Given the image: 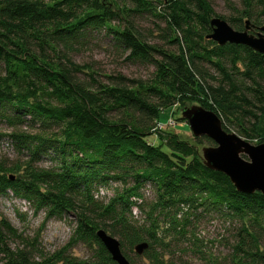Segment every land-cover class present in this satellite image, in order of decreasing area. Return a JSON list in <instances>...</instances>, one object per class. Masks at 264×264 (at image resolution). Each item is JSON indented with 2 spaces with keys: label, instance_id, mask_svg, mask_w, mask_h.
<instances>
[{
  "label": "trees",
  "instance_id": "16d2710c",
  "mask_svg": "<svg viewBox=\"0 0 264 264\" xmlns=\"http://www.w3.org/2000/svg\"><path fill=\"white\" fill-rule=\"evenodd\" d=\"M238 2L234 15L220 16L233 29L264 24V0ZM213 16L208 0H0V123L12 129L6 141L17 155L0 158V195L10 191L46 220L72 215L63 249L95 245L89 260L57 252L35 261L33 241L9 246L22 237L0 213V264H116L100 228L131 264V252L149 264H264V195L237 191L203 164L199 145L210 139L157 127L160 111L196 104L227 120L240 112L248 125L238 123V133L264 142V54L208 39ZM144 17L164 24L158 37L173 49L147 41L137 28ZM93 32L152 67L150 78L81 80L86 66L66 52ZM205 65L218 85L207 82ZM206 216L229 225L220 260L197 234Z\"/></svg>",
  "mask_w": 264,
  "mask_h": 264
},
{
  "label": "rangeland",
  "instance_id": "374dc122",
  "mask_svg": "<svg viewBox=\"0 0 264 264\" xmlns=\"http://www.w3.org/2000/svg\"><path fill=\"white\" fill-rule=\"evenodd\" d=\"M217 17H229L234 15L233 7L239 9L238 0H208ZM214 17V16H213ZM246 18H244L245 20ZM163 23L153 17H144L137 20V28L145 35L150 44L159 45L165 49H173L174 46L161 40L158 35ZM153 34V35H152ZM67 57L75 64L84 65L87 73H77L81 80H89V73L102 83H107V75H121L128 79L147 80L150 78L152 67L138 62H130L125 59V55L113 45L110 37L102 33H90L87 35L82 45H75L66 52ZM208 72L207 82L213 86L218 85L220 77L217 72L204 66ZM214 78V79H211ZM189 105V104H188ZM246 108V107H245ZM181 115V108L173 106L171 108L160 111L159 122L157 127H165L169 118L174 119L175 126H167L166 130H170L179 134L182 138L191 140L193 138L186 122H181L178 117ZM222 124L226 126L228 132H233L242 139L247 138L239 134L237 129L238 123L247 126L246 119H241L240 112H234V116H230L229 120L225 117L220 118ZM12 129L5 124L0 123V134H4L0 138V158L5 157L9 160L16 158V151L8 145L6 139L7 134ZM152 140H156L152 138ZM248 141V140H246ZM252 143V142H250ZM254 144V143H252ZM214 145L206 141L199 145V151L204 146ZM201 152V151H200ZM245 159L247 157L243 154ZM0 213L10 222L16 229L22 239H10L9 246L12 249L23 248L24 242L33 241V249L31 256L35 261L41 260L42 257L59 252L65 257L75 258L77 260H89L95 249V245L76 244L68 249H63L71 236L74 228L72 215H63L60 218L45 219L44 212H35L33 207L21 198L15 197L10 191L0 195ZM197 234L206 245V253L218 257L219 260L228 254V247L223 238L230 234L228 223L214 216H206L197 223ZM132 264H149L144 258L136 256L134 252L129 253ZM193 261V264H198ZM58 264H64L59 262Z\"/></svg>",
  "mask_w": 264,
  "mask_h": 264
},
{
  "label": "water",
  "instance_id": "95a60500",
  "mask_svg": "<svg viewBox=\"0 0 264 264\" xmlns=\"http://www.w3.org/2000/svg\"><path fill=\"white\" fill-rule=\"evenodd\" d=\"M209 24L211 32L207 38L216 44H242L264 54V24L254 26L245 20L243 29L235 30L225 19L217 16L212 17ZM255 27L256 31L252 32ZM180 117L186 121L193 137L204 136L213 142L214 145L200 150L202 162L208 169L223 173L239 192L258 191L264 195V142L252 144L233 132L225 131L220 118L200 105L184 106ZM96 236L116 264H131L121 252L115 237L101 228L96 231ZM146 247L147 243L142 242L134 249L141 254Z\"/></svg>",
  "mask_w": 264,
  "mask_h": 264
},
{
  "label": "built area",
  "instance_id": "2783aa9c",
  "mask_svg": "<svg viewBox=\"0 0 264 264\" xmlns=\"http://www.w3.org/2000/svg\"><path fill=\"white\" fill-rule=\"evenodd\" d=\"M166 126H175V121H174V119L169 118L168 121H167ZM160 127H161V126H159V128H160ZM7 143H8V142H7ZM8 145H10V144L8 143Z\"/></svg>",
  "mask_w": 264,
  "mask_h": 264
},
{
  "label": "flooded vegetation",
  "instance_id": "af4514ba",
  "mask_svg": "<svg viewBox=\"0 0 264 264\" xmlns=\"http://www.w3.org/2000/svg\"><path fill=\"white\" fill-rule=\"evenodd\" d=\"M255 31H256V27H255V28H253L252 32H255Z\"/></svg>",
  "mask_w": 264,
  "mask_h": 264
}]
</instances>
